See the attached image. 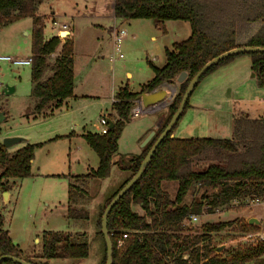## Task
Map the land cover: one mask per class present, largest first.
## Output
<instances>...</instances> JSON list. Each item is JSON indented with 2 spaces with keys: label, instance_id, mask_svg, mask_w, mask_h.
Here are the masks:
<instances>
[{
  "label": "trees",
  "instance_id": "16d2710c",
  "mask_svg": "<svg viewBox=\"0 0 264 264\" xmlns=\"http://www.w3.org/2000/svg\"><path fill=\"white\" fill-rule=\"evenodd\" d=\"M104 1L110 14L118 20H150L158 29H163L166 21H182L189 25L191 35L165 50L164 65L152 67L153 77L139 93L130 92L127 85L116 91L117 102L112 104L113 127L105 135L81 136L97 156L98 165L86 175L69 180L66 206L69 220H88V212L79 204L88 197L84 189L88 181L106 179L112 166L129 174L99 209L95 228L102 241L100 222L106 206L137 173L150 147L176 111L192 77L204 64L226 51L240 47L264 48V0ZM42 4L44 0H0V30L23 19L31 21L30 115L47 118L65 101L74 98V45L71 39L62 41L56 35L45 38L46 16L41 11ZM244 55L250 57L258 87L264 88V54L259 53L228 58L208 70L199 83L217 68ZM183 72L188 74L187 78L178 84V93L167 107L164 121L141 154L118 155L117 142L124 124L130 120L134 101L159 85L175 82ZM188 108L187 102L180 119ZM178 122L157 147L140 180L108 217L112 264H264V242L255 246L243 244L229 252H218L210 246L211 235L232 227L235 222L203 224L198 230L185 224L191 214H199L204 207L212 211L228 207L239 199L264 200V118L234 116L229 139L171 137ZM66 138L70 139L71 135ZM40 146L25 144L14 151L0 146V194L10 189V180L30 176L34 154ZM116 156L118 159L113 162ZM163 183L176 184L173 199L163 190ZM194 188L196 194L186 204L184 200ZM134 207L143 214H138ZM238 231L257 232L258 227L240 222ZM124 234L127 238L121 240ZM120 240L122 244L118 246ZM88 251L85 233L44 232L40 262H34L22 256L13 244L0 213V256H12L30 264H47L52 259L82 260ZM105 263L104 244V256L98 264ZM0 264L14 263L2 261Z\"/></svg>",
  "mask_w": 264,
  "mask_h": 264
},
{
  "label": "rangeland",
  "instance_id": "374dc122",
  "mask_svg": "<svg viewBox=\"0 0 264 264\" xmlns=\"http://www.w3.org/2000/svg\"><path fill=\"white\" fill-rule=\"evenodd\" d=\"M106 5L104 0H87V6H80L83 9L87 8V13L95 14L97 9L101 13L107 11ZM59 7V14L68 13L66 8ZM46 9L47 6L42 4V10ZM90 14L76 17L71 22L75 48L74 71L77 76L82 75L81 72L89 64L88 62L92 61L90 65L92 67H89L91 70L84 77L82 76V82L76 87L74 94L97 98L91 101L82 99L78 103L71 104L69 107L77 110L72 116L64 115L67 112L64 106L50 121H25L31 118L30 110H26L31 92L30 67H13L0 62V111L8 117L0 124V135L8 132L19 133L26 135L31 144L41 145L36 150L30 176L9 181L11 199L7 205H3L0 194V213L6 221L4 227L9 230V236L13 243H16L22 256L34 262H40L41 236L44 232L85 233L89 245L85 259H52L49 264L101 262L104 256V244L96 235L97 214L107 198L129 174L115 166L111 168L106 179L88 181L84 188L88 197L79 202L88 212V220H69L63 207L67 204L69 180L73 176L86 175L87 170L96 169L98 165L97 156L83 138L72 137L82 132L100 134L102 128L100 119L104 116L109 117L107 114L110 112L106 111L110 105L111 91H117L125 85L128 86L129 91L130 88L136 90L141 84L149 81L153 76L152 67L159 68L164 64L165 50H170L174 44L187 40L191 35L189 25L182 21H166L164 28L158 29L149 20H130L121 26L128 36V39L121 44L124 59L112 66L107 60L111 46L106 40V32L103 31L109 23L111 24V19L100 15L90 16ZM48 19L45 17L46 21ZM60 20L65 23L68 21L66 18ZM31 29L29 19L2 28L0 56L29 57ZM24 32L29 34L26 36ZM61 38L62 41L70 39L67 34H62ZM98 51L99 56L95 61L92 60ZM101 56L104 58L101 59ZM54 57L55 55L51 58ZM126 72L131 73L130 79L126 78ZM157 88L158 92L164 91L166 97L156 104L164 102L165 107L138 118H130L129 114L130 120L124 124L117 142V153L120 156H139L146 137L142 141L141 138L155 127L159 118L160 123L164 121L167 115L166 109L178 93V84L176 81L164 83ZM8 89H13L14 92L6 96L4 94ZM116 91L112 98L115 97ZM152 91L149 94H154ZM188 103L189 108L173 131L174 138L229 139L232 134V115L236 117L246 115L251 119L264 118V88L258 87L251 71L250 57L247 55L237 57L208 74L196 87ZM149 106L152 105L147 107ZM24 113L27 114L26 119L22 118ZM111 118H114V114ZM67 135L72 137L67 139ZM162 188L169 197L174 198L175 183H163ZM195 191L194 188L188 193L184 200L186 204L194 198ZM253 200L249 198L235 200L228 207L212 211L204 207L199 214H191L198 217L197 222L192 223L189 216L185 224L198 230L203 224L235 222L232 227L211 235L208 241L210 246L216 247L219 252H229L243 244L250 245L244 241L246 233L238 231L240 222L248 223L250 220L258 222V225L254 224L258 227V231L251 233L264 236V204H251ZM133 210L140 215L143 214L138 207H134ZM35 239L39 242L35 243Z\"/></svg>",
  "mask_w": 264,
  "mask_h": 264
},
{
  "label": "crops",
  "instance_id": "0c3cea01",
  "mask_svg": "<svg viewBox=\"0 0 264 264\" xmlns=\"http://www.w3.org/2000/svg\"><path fill=\"white\" fill-rule=\"evenodd\" d=\"M47 4V5H46ZM44 5L45 6H47V9L44 11V10H41L42 11V13L46 16V18L48 19L47 21L45 20V28H44V36H45V38H49V37H51L52 35H49V33H53V35H56L55 34V31H56V29L54 28V26L52 25V23H54V22H57V23H59V24H61V25H63V26H66V28H67V35H68V37H70V39L72 40V38H73V34H72V31H71V28H72V21H73V19L74 18H76V17H83V16H88L90 13H87V8L84 10L83 8H82V6H80V5H85V6H87V0H44ZM59 6H62L63 7V9L64 8H66L65 10H67V12L68 13H65V12H62L61 14H59V12H60V7ZM106 7H107V5H106ZM109 7H107V11H105V12H100L98 9H97V11L95 12V14H90V16H94V15H100V16H104V17H106V18H108V19H111V24L109 23V25L108 26H106L104 29H103V31H105L106 32V40L107 41H109V45L111 46V50L110 51H112V30H113V28H115V27H121L122 26V24H126V23H128L129 21H121V20H118V19H116V18H114L111 14H110V12H109ZM48 10V11H47ZM62 18H66L68 21L65 23V22H62L60 19H62ZM23 20H25V19H23ZM55 20H57V21H55ZM20 21H22V20H20ZM150 21V20H149ZM152 22V21H151ZM16 23V22H15ZM153 23V25H154V22H152ZM47 25L49 26V28H47ZM155 26V25H154ZM31 28H32V25H31ZM122 28V27H121ZM48 29V30H47ZM24 34L27 36L29 33L28 32H24ZM49 35V36H48ZM60 35H62V33L60 32ZM134 38V37H133ZM126 39H128V36L124 39V40H126ZM123 40V41H124ZM109 53H111V52H109ZM99 54V51H98V53L97 54H95L94 55V57L92 58V60H94L95 61V58L97 57V56H99L98 55ZM28 56H30V52H29V55ZM99 58V57H98ZM101 59H103L104 57L103 56H101L100 57ZM107 60H108V58H107ZM89 64L86 66V68L85 69H83V71L81 72L82 73V75H79V76H77V74L75 73V71H74V83H73V96H74V98H72V99H70V100H67V101H65L63 104H62V106L59 108V109H57L56 111H54L53 112V114L50 116V117H47V118H41V117H39V116H32V115H30L31 116V118H30V120H25V121H50L51 120V118L54 116V114L55 113H58V112H60V110H61V108H63L64 106L66 107V109H67V112L66 113H64V115H67V116H72L73 115V113L74 112H76L77 110L76 109H71V107H69V106H71V104H73V103H78V102H80V100H82V99H88L89 101H91V100H93V99H96L97 97H93V96H77L76 94H74V90L76 89V87L82 82V76L84 77V75L87 73V72H89L91 69V67H90V65H91V63H92V61H90V62H88ZM74 65H75V48H74ZM164 65V64H163ZM162 65V66H163ZM161 66V67H162ZM90 67V68H89ZM89 68V69H88ZM160 68V67H159ZM125 76H126V78L127 79H130L131 77H132V75H131V73L130 72H126L125 73ZM153 77V76H152ZM152 77H151V79H152ZM150 79V80H151ZM149 80V81H150ZM149 81H147L146 83H143V84H141L135 91L134 90H132V88H130V92H132V93H138L140 90H141V87L142 86H144V85H146ZM114 91H116V90H112L111 91V98H112V96L114 95ZM14 92V90L13 89H8V92L7 93H5L4 95H6V96H8V95H10V94H12ZM170 92H172V90H170ZM194 92V91H193ZM30 95V94H29ZM111 98H110V100H109V108L107 109V111L106 112H110L109 114H107V115H109V117L110 116H113V111H112V108H111ZM107 102V101H106ZM28 109L30 110L31 109V105H30V101H29V96H28V106H27V108H26V110L28 111ZM25 110V111H26ZM1 112H3V111H0V113ZM7 112V111H6ZM5 114V113H4ZM26 116H27V114H23V116H22V118L24 119H26ZM108 117V120L109 121H111V119ZM233 117H234V115H232V121H233ZM7 115H4V117H0V124L1 123H3V122H5L6 120H7ZM161 126V123H160V118L157 120V123L155 124V127L153 128V129H150L149 131H147L145 134H144V136L141 138V141L145 138V137H147L148 136V134H150L151 132H156V130H158V128ZM85 133L84 132H82V133H78V134H76V135H74L72 138L73 139H79V138H81V136L82 135H84ZM173 135V134H172ZM4 137H22V138H24L25 139V142H23V143H21V144H19V145H17V146H14V147H12V148H10V149H8V150H10V151H14V150H16V149H18V148H20V147H22V146H24L25 144H31L30 142H29V140L27 139V136L26 135H23V134H19V133H3V134H1L0 135V141H1V139L2 138H4ZM35 153H36V151H35ZM119 155V154H118ZM34 157H35V154H34ZM118 159V156H116V157H114L113 158V162H115L116 160ZM33 161H34V159H33ZM33 161H32V164H33ZM32 164H31V167H32ZM111 168H115V166H112ZM90 170H94V169H89V170H87V173L90 171ZM1 197H2V200H3V205H7L9 202H10V199H11V191L10 190H8L7 192H2L1 193ZM67 201H68V185H67ZM66 206H67V204H66ZM66 206H63L64 208H65V211H66ZM2 214V213H1ZM6 221L4 220V223H5ZM5 228V227H4ZM6 229V228H5ZM7 230V229H6ZM8 232H9V230H7ZM36 242H39V240L38 239H35V243ZM16 244V243H15ZM50 261L51 260H48L47 261V264H49L50 263Z\"/></svg>",
  "mask_w": 264,
  "mask_h": 264
},
{
  "label": "water",
  "instance_id": "95a60500",
  "mask_svg": "<svg viewBox=\"0 0 264 264\" xmlns=\"http://www.w3.org/2000/svg\"><path fill=\"white\" fill-rule=\"evenodd\" d=\"M250 53H259L264 54V48L260 47H240V48H234L229 51H226L215 58L208 61L206 64L203 65V67L192 77L191 81L189 82L182 99L172 115L171 119L169 120L168 124L162 131V133L157 137V139L154 141L152 146L150 147L149 151L145 155L144 159L142 160L137 173L127 182V184L124 185V187L116 194V196L110 201V203L106 206L100 222L101 227V234L103 237V241L105 244L106 249V263L105 264H112V244L110 241V238L108 236V230H107V221L108 217L114 208V206L131 190V188L140 180L143 173L145 172L146 168L149 166L151 159L153 157V154L155 153L157 147L162 143V141L169 135V133L172 131L178 120L180 119L184 108L186 106V103L188 102L190 96L192 95L195 87L198 85L200 79L205 75V73L210 70L212 67L217 66L220 62L231 58L235 56H239L242 54H250ZM188 74L183 72L181 73L178 78L176 79L177 84H181L186 78ZM166 97V93L164 91L149 94V93H143L140 96L141 103L143 107H147L148 105H156L158 101H161ZM0 117H4V112L0 113ZM113 127V122L109 121V129ZM155 132H151L143 141L141 147L144 148L154 137ZM173 137V135H171ZM25 142V139L22 137H4L0 141V146H2L5 149H10L14 146H17L21 143ZM249 224H255L258 225V222H254L253 220H250L248 222ZM16 245L15 243H13ZM219 252V250H217ZM2 261H9L14 264H30L23 260H20L18 258L12 257V256H0V262Z\"/></svg>",
  "mask_w": 264,
  "mask_h": 264
},
{
  "label": "built area",
  "instance_id": "2783aa9c",
  "mask_svg": "<svg viewBox=\"0 0 264 264\" xmlns=\"http://www.w3.org/2000/svg\"><path fill=\"white\" fill-rule=\"evenodd\" d=\"M52 25L54 26V28L56 29V36L62 40L61 36H60V32L62 34H66L67 33V28L66 26H63L57 22L52 23ZM127 37V32L124 28L121 27H115L112 30V51L108 56V63L111 64L112 66L117 63L120 62L124 59L123 54L121 53V44L123 42V40ZM0 62H4L7 63L13 67H31L32 65V58L29 56L27 58H13V57H8V56H0ZM159 89V88H157ZM158 92V90H154L152 91V93H156ZM112 104H114L115 102H117L114 98H112ZM165 103L161 102L159 104L156 105H152L149 107H143L142 103H141V99H137L134 101V105L131 107L129 114H130V118H138L141 115L144 114H151L153 112L156 111H160L165 107ZM100 125H101V135H105L107 133V131L109 130V120L108 117H102L100 119ZM251 204H255V205H261L264 204V200L263 201H257V200H253L251 202ZM198 217L197 216H191V221L192 223L197 222ZM127 238V234L122 235V239H126ZM118 242V246H120L122 244V241ZM244 241L246 243H250V245H257L259 243L264 242V236L262 234L259 233H251L248 232L244 235Z\"/></svg>",
  "mask_w": 264,
  "mask_h": 264
}]
</instances>
